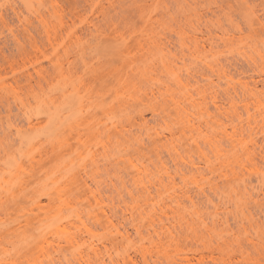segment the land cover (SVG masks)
I'll list each match as a JSON object with an SVG mask.
<instances>
[{
	"label": "rangeland",
	"instance_id": "rangeland-1",
	"mask_svg": "<svg viewBox=\"0 0 264 264\" xmlns=\"http://www.w3.org/2000/svg\"><path fill=\"white\" fill-rule=\"evenodd\" d=\"M260 171L264 0H0L2 264H264Z\"/></svg>",
	"mask_w": 264,
	"mask_h": 264
},
{
	"label": "bare ground",
	"instance_id": "bare-ground-1",
	"mask_svg": "<svg viewBox=\"0 0 264 264\" xmlns=\"http://www.w3.org/2000/svg\"><path fill=\"white\" fill-rule=\"evenodd\" d=\"M64 108H66V107H65V106L62 107V109H64ZM60 110H61V109H60ZM52 119H53V118H52ZM52 122H53V120H52ZM260 172L262 173V174H261V173H259V174L262 175L261 178H262V183H263V181H264V178H263V177H264V176H263V175H264V172H263V171H260ZM260 180H261V179H260ZM263 184H264V183H263ZM261 185H262V184H261ZM0 232H1V230H0ZM1 233H2V232H1ZM1 236H2V235H1ZM0 252H1V250H0ZM0 256H2V255L0 254ZM0 258H2V260H3V257H0ZM2 263H3V262L0 260V264H2Z\"/></svg>",
	"mask_w": 264,
	"mask_h": 264
}]
</instances>
